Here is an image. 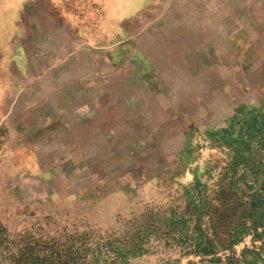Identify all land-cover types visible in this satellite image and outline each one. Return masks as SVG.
<instances>
[{
	"label": "rangeland",
	"instance_id": "374dc122",
	"mask_svg": "<svg viewBox=\"0 0 264 264\" xmlns=\"http://www.w3.org/2000/svg\"><path fill=\"white\" fill-rule=\"evenodd\" d=\"M213 183L263 220L204 255L165 232ZM0 225L90 232L96 264H264V0H0Z\"/></svg>",
	"mask_w": 264,
	"mask_h": 264
},
{
	"label": "trees",
	"instance_id": "16d2710c",
	"mask_svg": "<svg viewBox=\"0 0 264 264\" xmlns=\"http://www.w3.org/2000/svg\"><path fill=\"white\" fill-rule=\"evenodd\" d=\"M202 199V211L199 206L190 203L189 211L175 216L177 222L165 232L170 235L172 230L176 231V225L184 226L182 233L191 240L190 248L194 252L214 255V242L228 249L236 235L244 234L248 229L257 230L262 224L259 201L253 198L250 202L241 203L238 192L226 183H213L206 187ZM205 220L210 224L208 230L204 228ZM189 234H197L198 237L194 239ZM95 238L90 232L82 235L62 234L59 237L49 235L41 239H26L21 247H13L4 227L0 225V261L1 264H96V250L102 248L94 247ZM99 239L104 240L99 241V244L108 245L104 237ZM125 241V247L119 249L121 255L132 253L138 248L133 244V239L127 237ZM113 242L117 244L122 241L116 239Z\"/></svg>",
	"mask_w": 264,
	"mask_h": 264
}]
</instances>
